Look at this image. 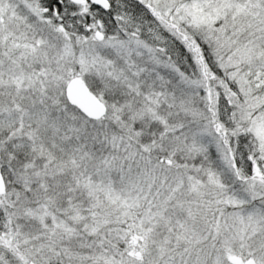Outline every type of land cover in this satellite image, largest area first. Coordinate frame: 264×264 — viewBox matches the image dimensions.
<instances>
[{"label":"snow or ice","instance_id":"obj_1","mask_svg":"<svg viewBox=\"0 0 264 264\" xmlns=\"http://www.w3.org/2000/svg\"><path fill=\"white\" fill-rule=\"evenodd\" d=\"M0 264H264V0H0Z\"/></svg>","mask_w":264,"mask_h":264}]
</instances>
